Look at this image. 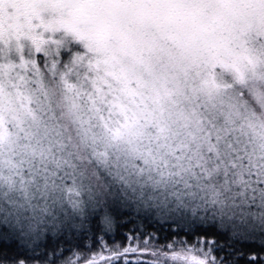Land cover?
Returning a JSON list of instances; mask_svg holds the SVG:
<instances>
[{
    "label": "snow or ice",
    "instance_id": "obj_1",
    "mask_svg": "<svg viewBox=\"0 0 264 264\" xmlns=\"http://www.w3.org/2000/svg\"><path fill=\"white\" fill-rule=\"evenodd\" d=\"M137 253L264 264V0H0V264Z\"/></svg>",
    "mask_w": 264,
    "mask_h": 264
},
{
    "label": "trees",
    "instance_id": "obj_2",
    "mask_svg": "<svg viewBox=\"0 0 264 264\" xmlns=\"http://www.w3.org/2000/svg\"><path fill=\"white\" fill-rule=\"evenodd\" d=\"M133 245H135V241H133ZM97 251L99 252V249H97ZM103 255H107V253H103ZM127 259L132 262V264H135V261L139 260L141 262L143 261H147V260H150L151 259V256L150 255H147V254H129ZM100 264H103V262H100ZM121 264H124V261L123 259L121 260Z\"/></svg>",
    "mask_w": 264,
    "mask_h": 264
}]
</instances>
